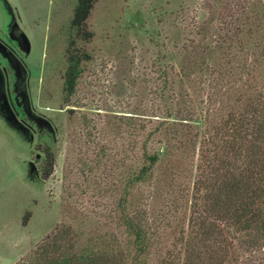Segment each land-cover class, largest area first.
Segmentation results:
<instances>
[{"label": "trees", "instance_id": "16d2710c", "mask_svg": "<svg viewBox=\"0 0 264 264\" xmlns=\"http://www.w3.org/2000/svg\"><path fill=\"white\" fill-rule=\"evenodd\" d=\"M95 1L76 0L72 10L62 102L88 58L77 43L92 37L87 19ZM225 7L217 31L200 26L198 39L176 50L177 70L157 64L160 111L153 103L151 113L121 115L135 131L129 146L139 148L140 164L121 173V193L113 194L105 216L116 232L92 230L84 238L80 229L60 223L14 264H231L237 245L250 254L264 248V4L235 0ZM197 121L206 125L203 133L193 131ZM181 160L196 171L185 187L167 182L170 202L157 205L158 188L134 192L154 186L158 165L166 180L180 178ZM50 165L46 159L45 177ZM183 197L182 217L176 208Z\"/></svg>", "mask_w": 264, "mask_h": 264}, {"label": "rangeland", "instance_id": "374dc122", "mask_svg": "<svg viewBox=\"0 0 264 264\" xmlns=\"http://www.w3.org/2000/svg\"><path fill=\"white\" fill-rule=\"evenodd\" d=\"M229 1L235 0H96L87 19L92 37L77 43L88 58L74 92L62 102L65 47L76 0H0V34L14 22L26 34L31 104L49 120L53 133L34 134L32 141L29 134L24 137L4 119L0 97V264L25 258L60 223L80 229L84 238L92 230L116 232L105 216L114 195L121 193V173L140 164L139 148L130 147L135 131L121 122V115L151 113L154 107L160 111L154 102L157 64L177 70L176 50L197 40L200 26L213 25L217 31V17ZM199 124L192 130L198 127L203 133L206 125ZM36 153L41 155L38 163ZM46 159L51 165L45 177ZM29 161L38 165L37 176L35 171L28 175ZM191 169L181 160L182 176L166 180L158 165L154 186L135 187L134 192L158 188L154 201L167 204V182L185 187L196 171ZM187 200L183 197L177 205V215L180 211L183 217ZM236 248L238 258L231 264H264V248L255 254Z\"/></svg>", "mask_w": 264, "mask_h": 264}, {"label": "flooded vegetation", "instance_id": "af4514ba", "mask_svg": "<svg viewBox=\"0 0 264 264\" xmlns=\"http://www.w3.org/2000/svg\"><path fill=\"white\" fill-rule=\"evenodd\" d=\"M4 32L0 34V69L5 79V93L9 104L17 118L30 128L33 135L46 134L44 131L52 133L51 126H38L36 120L41 114L36 112L31 104L29 88L32 73L26 65V58L29 53H25L26 45L25 39L22 38L23 30L14 22ZM37 154L40 153L35 154L38 163L41 155L36 157ZM35 167L34 173L37 176L38 165L35 164Z\"/></svg>", "mask_w": 264, "mask_h": 264}, {"label": "water", "instance_id": "95a60500", "mask_svg": "<svg viewBox=\"0 0 264 264\" xmlns=\"http://www.w3.org/2000/svg\"><path fill=\"white\" fill-rule=\"evenodd\" d=\"M22 38L25 39L24 40L25 45H26L25 53L28 54L29 51H30V42H29V40H28V38H27V36H26V34L24 32H22ZM7 59L9 61V58H7ZM5 91H6L5 79H4L2 70L0 69V97L3 100V105H4V108H3L4 119L6 120V122L10 126L20 130L24 137H27V135L29 134V140L32 141V139H33L32 131L30 130V128L28 126L24 125L17 118L16 114L14 113V111L12 110V108H11V106L9 104V101L7 99ZM36 121H37L39 127L40 126H44V127H49L50 126L49 120L46 119L43 116H39ZM39 155L40 154H37L36 157H39ZM33 171H36L35 164H34V162L29 161L28 162V175L32 176L33 175Z\"/></svg>", "mask_w": 264, "mask_h": 264}]
</instances>
